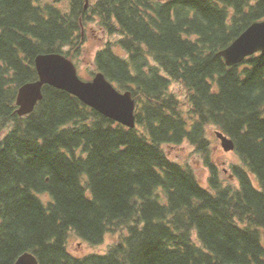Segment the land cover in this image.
Returning <instances> with one entry per match:
<instances>
[{
    "label": "trees",
    "instance_id": "trees-1",
    "mask_svg": "<svg viewBox=\"0 0 264 264\" xmlns=\"http://www.w3.org/2000/svg\"><path fill=\"white\" fill-rule=\"evenodd\" d=\"M262 19L264 0H0V264L27 251L39 264H264V52L218 55ZM94 22L126 56L108 44L84 79L132 91L136 127L50 85L19 115L35 57L76 60ZM211 126L235 142L237 184L213 161ZM185 142L207 187L164 148ZM118 231L106 253L69 248L72 234L96 245Z\"/></svg>",
    "mask_w": 264,
    "mask_h": 264
},
{
    "label": "water",
    "instance_id": "water-1",
    "mask_svg": "<svg viewBox=\"0 0 264 264\" xmlns=\"http://www.w3.org/2000/svg\"><path fill=\"white\" fill-rule=\"evenodd\" d=\"M88 5L89 0H86V8ZM257 52H264V19L250 24L230 45L219 50L218 55L225 59L228 66H233ZM35 66L38 79L25 82L18 89L19 115L31 113L43 98L44 86L50 85L75 95L85 104L127 127H136V99L132 91L119 90L102 71L92 79L84 80L74 61L61 52L38 54ZM216 135L224 150H235L232 138L220 130H216ZM14 264H39V260L34 253L27 251Z\"/></svg>",
    "mask_w": 264,
    "mask_h": 264
},
{
    "label": "rangeland",
    "instance_id": "rangeland-1",
    "mask_svg": "<svg viewBox=\"0 0 264 264\" xmlns=\"http://www.w3.org/2000/svg\"><path fill=\"white\" fill-rule=\"evenodd\" d=\"M87 29L81 52L77 59H74L78 73L83 79H87L90 76V72L96 70V55L100 50L106 48L108 44L112 43L117 53L126 56V52L116 44L119 40V35H109L97 22L89 24ZM173 88L175 91H179L180 86L174 82ZM216 130L219 129L215 126H211L208 129V137L211 139L214 147L213 161L217 165L218 172L225 183L237 184L238 181L235 178L233 167H245V165L234 151L223 149L221 141L216 135ZM164 148L172 160L189 165L203 186L207 187L209 185L210 168L206 164L203 155L197 152L195 147L185 142L181 145H164ZM254 182L258 185L255 177ZM124 232L126 233L127 231L125 230ZM121 234L122 232L120 231L109 232L105 235L103 242L96 245L89 244L72 234L69 240V248L74 254L80 256L92 253L103 254L109 250L111 245L119 240Z\"/></svg>",
    "mask_w": 264,
    "mask_h": 264
},
{
    "label": "flooded vegetation",
    "instance_id": "flooded-vegetation-1",
    "mask_svg": "<svg viewBox=\"0 0 264 264\" xmlns=\"http://www.w3.org/2000/svg\"><path fill=\"white\" fill-rule=\"evenodd\" d=\"M87 30H88V29H86V30H84V31H83V36H85V35H86V33H87Z\"/></svg>",
    "mask_w": 264,
    "mask_h": 264
}]
</instances>
